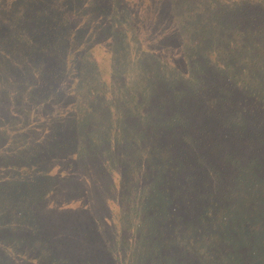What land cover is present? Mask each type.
Returning a JSON list of instances; mask_svg holds the SVG:
<instances>
[{"label":"trees","instance_id":"obj_1","mask_svg":"<svg viewBox=\"0 0 264 264\" xmlns=\"http://www.w3.org/2000/svg\"><path fill=\"white\" fill-rule=\"evenodd\" d=\"M163 1L144 6L168 42L146 37L135 15L117 21L133 37L139 28L145 40L158 41L162 55L154 45L134 59L58 54L42 72L43 60L25 53L16 65L30 84L0 83V161L8 159L0 170L17 180L0 187V264H71V249L50 248L36 212L42 206L57 208L62 220L64 211L88 214L90 228L80 235L96 236L100 246L96 261L87 259L92 249L81 250L83 264H264V0H232L204 24H183L202 28L184 47L168 36ZM2 2L0 19L12 21L17 9ZM96 6L87 0L90 11ZM167 64L179 66L170 68L169 82ZM38 74L42 89L33 90ZM43 98L49 114L41 133L32 119ZM57 99L63 112L52 108ZM54 161L60 167L53 172ZM62 179L86 193L61 198L54 183Z\"/></svg>","mask_w":264,"mask_h":264},{"label":"rangeland","instance_id":"obj_2","mask_svg":"<svg viewBox=\"0 0 264 264\" xmlns=\"http://www.w3.org/2000/svg\"><path fill=\"white\" fill-rule=\"evenodd\" d=\"M231 1L232 0H164L161 4V8L163 10L162 16L166 23L168 36L175 40L181 39L180 44L184 47V43L187 44L196 36L193 34L198 33L199 36L202 34V28L198 27L194 31H189V28L183 24L189 25L192 28L204 24L212 19V11L220 12L225 10L228 6H234L231 4ZM10 3H12L18 11L15 18L12 21H7L4 17L0 19V61L4 62V67H2V70L0 69V83L5 85L9 83L11 79L17 82L30 81V75L24 72L21 65L19 67L16 65L17 61L22 58L25 53H27L26 56L29 60L32 58H40L43 60L42 72L48 68L51 63L49 61L55 58L57 59L58 54L66 55V58L69 59L70 56L68 55L71 54L102 56L118 55L122 53L134 59L141 54L142 49L154 45L155 50L153 53L162 55L163 51L159 48L160 43L156 40H145L139 28H137V32L133 37L132 29L129 28L126 30V24L120 23L117 25V21L121 18L124 19L125 17H132L135 15L137 17L136 25H141L142 33H146V37H155L167 42L170 41V39L163 34L164 31L153 27L156 15L153 13L151 15L150 13L146 14L147 11L144 6L146 4L144 0H95L97 6L94 12H92V10L90 11V8L87 7V0H26L25 3L24 0H5V2H2L3 5H10ZM159 5L160 3L154 2L151 8L156 9ZM104 6H108L114 15L112 16L108 11L103 10L102 8H104ZM171 7L173 9H171ZM77 9H79V11H76ZM74 11L76 12L73 13ZM8 15L10 19L11 13H8ZM4 16L6 15L4 14ZM214 19L216 20V17ZM115 25L116 28L118 27V29H116L118 35L113 33ZM72 32L74 33L73 37L69 35ZM91 32L94 34L92 35ZM205 34L208 33L205 32ZM109 39H112L111 43L108 41ZM197 39L199 41L201 40L200 37ZM69 41H76L77 44L76 48L71 51L65 49ZM9 48L11 50H9ZM57 48L59 49L58 52ZM10 51L15 52L13 54H18H6L10 53ZM180 57L182 56L178 57L177 62L181 61ZM151 63L155 64L156 61H152ZM130 65H134V63H130L127 66L131 67ZM171 67L175 68L179 66L177 64L171 66L167 64V71L169 74L167 79L168 82L172 77V71H175V69L169 71ZM67 77L68 80L73 78L74 73H68ZM41 78L43 79V77H40L38 74L33 83H39V86L33 88V90L42 89L41 86L43 84L40 82ZM47 82H51V79H48ZM132 82L133 79L131 77L130 83ZM28 84H30V82H28L27 85ZM45 95L46 94L41 95V98ZM45 99L46 98H43L38 101L37 110L39 112V117L32 119L37 123L36 125L33 123L34 129L37 131L40 130L41 133L47 130V127H44V123L49 114V111L41 108L47 103L51 104L54 102L52 101L54 99L53 96L47 97V101L49 100L47 103ZM4 101L6 102V100ZM56 102L57 105L52 104V108H54V106H59L61 108L60 112H63L65 108L61 106H63L64 101L57 99ZM249 119L253 118L251 117ZM39 122L41 123L39 124ZM87 122L88 118L84 115L78 119V124L81 123L79 125L83 127ZM26 123H22L23 129H25ZM22 128L18 127V129ZM8 135L11 136L10 133L7 134V136ZM57 163L58 161L53 162L50 171L54 172L58 169L59 165H56ZM0 164L2 166H7L8 159L2 156ZM20 169L26 171L30 170L24 168L22 165H20ZM6 170L7 169L0 170V175H2L0 176V187L17 183V180H11L5 177L9 176V171ZM67 171H62L61 169V176H65ZM3 174H5V176H3ZM114 178H117L116 174H114ZM75 183L78 182L62 179L58 180L54 185L55 187L61 186V198H63V194L66 193V198L69 200V198H76L74 197L76 189L83 195L86 193V187L81 185L74 187ZM65 200L67 201V199ZM54 209L56 214L46 206H42L36 210L42 223L46 224V231L50 234L51 242L48 240L50 248L60 246L62 248L71 249V264H83L84 261H86V257L81 250L90 248L92 251L87 254V259L96 261L97 259H94L95 256L93 253L95 247L100 246V242L96 241L97 237L92 236L90 239H86L84 236L80 235L90 228L89 224L91 220L88 214L84 216L81 210L75 211V209L69 211L63 210L65 214H68L69 218L67 220H62L58 217L60 214L58 209L55 207ZM104 215L105 213L98 214L100 219H102ZM100 224L101 230H103L105 228V222L103 221ZM43 233L45 234V232ZM61 254L65 255V253Z\"/></svg>","mask_w":264,"mask_h":264}]
</instances>
